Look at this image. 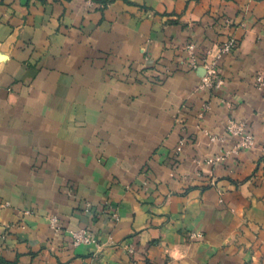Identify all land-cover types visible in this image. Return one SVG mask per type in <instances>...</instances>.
Returning a JSON list of instances; mask_svg holds the SVG:
<instances>
[{"label":"crops","instance_id":"1","mask_svg":"<svg viewBox=\"0 0 264 264\" xmlns=\"http://www.w3.org/2000/svg\"><path fill=\"white\" fill-rule=\"evenodd\" d=\"M258 73L264 0H0V264H264Z\"/></svg>","mask_w":264,"mask_h":264},{"label":"built area","instance_id":"2","mask_svg":"<svg viewBox=\"0 0 264 264\" xmlns=\"http://www.w3.org/2000/svg\"><path fill=\"white\" fill-rule=\"evenodd\" d=\"M237 48V41L234 37H229L223 42L216 50L206 49L200 53L197 52L196 46L193 43L185 45V50L189 54V64L196 70L198 68L203 69V73L200 77L199 87L203 90H215L221 87L223 78L219 71V61L223 55L228 54ZM255 83L258 88L264 85L263 73L255 75ZM203 111L208 108V103L202 104ZM225 133L236 139L235 144L231 152L236 153L242 149H251L255 146V138L248 130L244 122L236 121L233 118H229L225 124ZM211 141H217L222 143L224 141V134H211ZM183 143V139L179 141V145L175 149V154L179 153L180 147ZM223 159V155L209 158L208 162H217ZM89 206V204H86ZM112 220H117L118 216L115 212L111 213ZM50 222L55 225L57 222L56 217H51ZM195 234H192L194 236ZM72 245H91L96 249L101 247L99 240L87 229H78L71 232ZM87 264V263H86Z\"/></svg>","mask_w":264,"mask_h":264},{"label":"rangeland","instance_id":"3","mask_svg":"<svg viewBox=\"0 0 264 264\" xmlns=\"http://www.w3.org/2000/svg\"><path fill=\"white\" fill-rule=\"evenodd\" d=\"M219 46H220V45H219ZM219 46H218V47H219ZM218 47H217V48H218ZM217 48H216V49H217ZM206 49H209V48H206ZM206 49H203L202 51H204V50H206ZM216 49H213V50H216ZM202 51H200V52H202Z\"/></svg>","mask_w":264,"mask_h":264},{"label":"water","instance_id":"4","mask_svg":"<svg viewBox=\"0 0 264 264\" xmlns=\"http://www.w3.org/2000/svg\"><path fill=\"white\" fill-rule=\"evenodd\" d=\"M200 69H202V68H200ZM202 73H203V69H202Z\"/></svg>","mask_w":264,"mask_h":264}]
</instances>
